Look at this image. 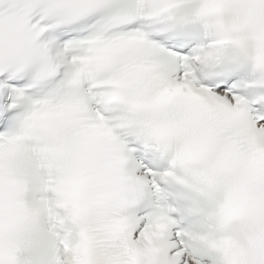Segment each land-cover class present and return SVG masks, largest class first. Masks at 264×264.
<instances>
[{
  "label": "clouds",
  "instance_id": "1",
  "mask_svg": "<svg viewBox=\"0 0 264 264\" xmlns=\"http://www.w3.org/2000/svg\"><path fill=\"white\" fill-rule=\"evenodd\" d=\"M22 3L0 0V20ZM137 5L134 23L143 26L155 53L116 46L114 38L132 26L108 18L92 33L100 38L96 43L68 54L77 57L75 65L57 59L48 76L47 61L35 50L0 46V66L23 60L31 91L48 97L30 110L21 105L17 129L0 143V264H61V254L68 258L61 241L74 248L81 230L89 236L94 264H107L110 257L144 264L147 258L128 256L119 231H111L152 193L134 163L137 148L159 153L172 177L214 203L217 211L224 210L222 219L205 215L193 227L212 251L227 262L224 249L229 245L236 264H247L250 245L264 251V197L249 202L237 196L246 171L241 161L229 158L228 138L181 129L183 113L177 106L158 110L148 103L159 90L157 69L167 64L153 40L178 26H194L203 35L191 61L201 81L210 78L214 58L231 53L253 73L249 87L264 83V3L137 0ZM77 72L80 83L73 87L69 80ZM86 96L87 110L82 103ZM100 123L107 134L92 128ZM33 169L43 175L42 199L32 195ZM169 210L189 215L178 206Z\"/></svg>",
  "mask_w": 264,
  "mask_h": 264
},
{
  "label": "snow or ice",
  "instance_id": "2",
  "mask_svg": "<svg viewBox=\"0 0 264 264\" xmlns=\"http://www.w3.org/2000/svg\"><path fill=\"white\" fill-rule=\"evenodd\" d=\"M139 14L137 0H23L14 14L0 20V46L6 43L11 49L35 50L46 59L44 75L48 76L54 73L57 59L76 64L77 57L68 54L96 43L100 38L92 33L104 23L105 18L129 23L134 28ZM34 16L38 17L35 22ZM98 17L101 19L93 25L91 34L83 35L85 25ZM114 43L121 48H149L156 52L141 31L116 37ZM159 54L162 55L160 50ZM26 70L23 60L0 66V132L6 133L12 126L21 113V105L30 110L48 99L44 94L31 91L32 81L25 75ZM157 75L159 90L148 103L158 110L177 106L183 113L178 122L181 129L198 128L209 137L226 136L230 142L229 158L241 161L246 171L244 181L237 187V196L249 202H257L264 197V95L249 99L237 94L232 91L228 79L205 84L188 65L180 73L167 63L157 69ZM69 83L73 87L78 86L80 73L72 75ZM258 87L264 88V83ZM177 98H182L183 103ZM88 102L86 96L82 102L85 110ZM99 118L103 120L102 115ZM92 128L100 134L109 131L104 123L94 124ZM12 136L13 133L0 136V143ZM140 171L143 173L142 183L156 194L160 193L161 182L175 179L166 170L157 172L142 168ZM169 207H158L152 211L140 206L121 217L120 228L111 231H119L128 256H145L144 264H236L229 255V245L226 244L224 249L228 257L226 262L203 242L200 232L195 228H184ZM223 215L224 210L217 211L214 203L211 212L206 214L216 220L222 219ZM61 243L68 257L61 264H94L86 231H80L74 248L65 241ZM246 255L247 264H264V251L254 244L250 245ZM107 264L129 262L110 257Z\"/></svg>",
  "mask_w": 264,
  "mask_h": 264
}]
</instances>
